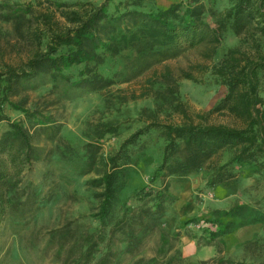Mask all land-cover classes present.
<instances>
[{
  "label": "rangeland",
  "instance_id": "obj_1",
  "mask_svg": "<svg viewBox=\"0 0 264 264\" xmlns=\"http://www.w3.org/2000/svg\"><path fill=\"white\" fill-rule=\"evenodd\" d=\"M52 1L88 0H0V69L3 61L18 63L29 55L25 30L31 13L14 8L33 2L41 10L54 9ZM90 1L99 4L102 0ZM181 1L111 0L109 11L150 12ZM205 2L206 19L215 25L217 13L227 5V0ZM57 12L59 16L60 10ZM238 42V37L229 30L213 58L208 56V45L203 43L141 71L137 65L139 57L131 51L100 48L93 60L66 71L71 81L84 79L69 86L68 91L63 81L45 73L11 96V102L20 101L29 109L25 112L9 103L5 105V112L29 132L33 152L22 171V180L12 192L15 206L9 209L1 225L0 264H95L104 256L107 264L264 263V170L240 163L229 166L228 173L234 175L230 179L214 185L208 182L217 172L215 168L230 159L231 150L216 154L196 173L166 177L174 200L167 204L163 217L151 221L150 225L156 229L133 253L125 252L127 241L123 231L114 233L112 228L125 206L147 208L136 194L146 185H160V179L153 182L151 177L161 162L164 138L157 129L141 136L118 193L114 216L107 226L100 225L94 215L98 211L100 189L91 183L102 169L86 161L91 153L97 156L114 153L126 137L149 122L151 113L159 106L160 116L166 121H181L175 110L178 100L193 113H208L227 92L226 86L211 73V66ZM167 67L178 81V94L161 75L152 83L147 82L154 70L162 74ZM182 70L192 72L197 80L181 76ZM96 78L102 81L92 83ZM145 90L149 91L147 95L131 97ZM43 117L45 120L40 121ZM208 119L214 123L239 122L227 111H215ZM103 122L118 124L120 131L99 139V125ZM9 129L6 122H1L0 137ZM16 150L17 147L13 148L14 153ZM210 161L211 167L207 166ZM12 162L16 166L21 159ZM231 209L235 215L224 214ZM192 218L197 221H188ZM212 221L232 222L233 227L215 242L216 249L210 251L215 256L191 257L189 241L204 244L207 233L203 229ZM90 246L93 252L87 257ZM217 246L222 247L221 252Z\"/></svg>",
  "mask_w": 264,
  "mask_h": 264
},
{
  "label": "trees",
  "instance_id": "obj_2",
  "mask_svg": "<svg viewBox=\"0 0 264 264\" xmlns=\"http://www.w3.org/2000/svg\"><path fill=\"white\" fill-rule=\"evenodd\" d=\"M110 1L102 0L99 4L90 0L75 3L52 1L54 9L47 7L44 10L29 2L14 8L31 13L25 30L29 55L18 63L3 61L0 69V123L6 122L10 127L0 137V230L9 209L15 206L12 192L22 180V171L31 161L33 152L29 132L5 112L6 103L28 112L20 101L11 102L10 97L41 74L50 73L56 81L60 79L67 91L69 86L82 83L84 79L71 81L66 71L93 60L100 48L113 52H118L119 48L131 51L138 55L137 65L141 71L203 43L208 45V56L213 58L229 30L239 39L211 66V73L226 86L227 92L208 113H193L178 100L175 110L181 121H166L160 116L162 107L159 106L151 113L149 122L126 137L114 153L109 156L91 153L88 156L86 161L92 166L98 164L102 169L91 183L100 189L97 192L100 199L98 211L94 215L100 225L107 226L114 216L118 193L124 186L135 155L134 147L141 136L157 129L165 140L161 162L151 177L153 182L160 179V185H146L136 194L147 208L125 206L122 216L113 225L114 233L122 230L126 235L125 252L133 253L143 239L154 232L156 228L150 225L151 221L163 217L167 204L174 200L166 182L167 176L196 173L205 162L226 150H231L232 155L215 168L217 172L208 180L210 185L233 177L228 168L236 164H254L264 170V0H227V5L217 13L219 18L215 25L206 19V0H182L156 11L126 10L119 14L110 13ZM161 73L154 70L147 82L152 83L161 75L168 87L178 94V81L173 79L170 69L167 67ZM181 76L197 80L188 70H182ZM94 81L92 83L102 80L96 78ZM148 93L145 90L140 94L133 93L131 97L135 99ZM215 111H227L239 122H209V114ZM99 127V139L107 133L120 131L116 123L103 122ZM18 157L21 164L15 166L12 161ZM211 164L212 161L207 166ZM224 214L235 215L236 212L231 209ZM231 223L212 221L203 229L207 233L204 243L215 244L218 238L230 232ZM215 224L217 226H213ZM217 250L221 252L222 247L217 246ZM92 252L91 246L87 248V257ZM106 261L104 256L95 264H107Z\"/></svg>",
  "mask_w": 264,
  "mask_h": 264
},
{
  "label": "crops",
  "instance_id": "obj_3",
  "mask_svg": "<svg viewBox=\"0 0 264 264\" xmlns=\"http://www.w3.org/2000/svg\"><path fill=\"white\" fill-rule=\"evenodd\" d=\"M189 246H190L189 247L190 250L188 251V254L195 259H205L207 257L215 256V254L212 255L210 253V251L213 247H215V249H216L215 244H205L204 243V244L197 245L196 240H190ZM216 252H217V250H216Z\"/></svg>",
  "mask_w": 264,
  "mask_h": 264
}]
</instances>
